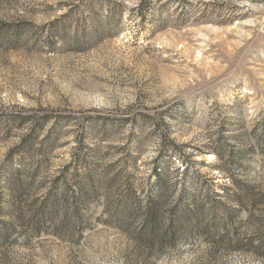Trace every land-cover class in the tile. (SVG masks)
<instances>
[{
    "label": "rangeland",
    "instance_id": "1",
    "mask_svg": "<svg viewBox=\"0 0 264 264\" xmlns=\"http://www.w3.org/2000/svg\"><path fill=\"white\" fill-rule=\"evenodd\" d=\"M0 264H264V0H0Z\"/></svg>",
    "mask_w": 264,
    "mask_h": 264
},
{
    "label": "trees",
    "instance_id": "2",
    "mask_svg": "<svg viewBox=\"0 0 264 264\" xmlns=\"http://www.w3.org/2000/svg\"><path fill=\"white\" fill-rule=\"evenodd\" d=\"M141 4L142 2H140V6H142ZM215 157L219 158L220 154L218 152H215ZM15 172L16 174L20 175L22 174L23 169L19 167L16 169ZM19 184L21 186V183ZM160 191V188L150 190L148 202L144 211V220L146 223L145 228L147 231V236H145V240H147L150 244H157L158 246L165 242L168 236L171 235L168 233V230H171L174 227V221L171 219L166 221V226L168 230H161V225L163 221L161 220L160 215L158 214L159 208L161 206V204L159 203V197L162 195ZM128 214H130V212Z\"/></svg>",
    "mask_w": 264,
    "mask_h": 264
}]
</instances>
